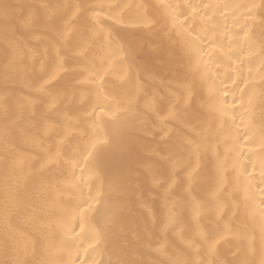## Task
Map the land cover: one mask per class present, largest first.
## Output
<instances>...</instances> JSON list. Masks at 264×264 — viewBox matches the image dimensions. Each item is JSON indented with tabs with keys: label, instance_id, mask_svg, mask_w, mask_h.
Wrapping results in <instances>:
<instances>
[{
	"label": "snow or ice",
	"instance_id": "1",
	"mask_svg": "<svg viewBox=\"0 0 264 264\" xmlns=\"http://www.w3.org/2000/svg\"><path fill=\"white\" fill-rule=\"evenodd\" d=\"M16 7L8 0H0V11L5 23V45L0 52L3 58L0 70L4 87V128L0 138L6 154H12L10 162L12 170L19 172L25 183L40 175L38 170H34L24 176L25 169L34 168L36 161L30 162V158L15 151L13 135L20 129L25 118L29 121L35 119L34 109L37 106L45 109L38 121L42 124L47 116L56 111L62 99L67 97V87L63 93L48 91L61 83L56 79L57 72L49 69L52 65H55V68H62L67 62L62 53L68 46H72L78 50L77 55L85 67L78 71V75L84 76V81L71 87L87 88L90 94L94 95L93 116L96 115L97 108L104 114L105 108H112L114 105L115 117L124 118L122 127L128 130L132 137L128 152L130 178L135 181V188L140 187L142 177L153 188L168 185L165 192L169 196L177 188L182 187L183 196L189 199L196 213L194 223L198 238L206 245L209 254L214 255L217 245L227 242L228 237L220 232L212 234L199 231V210L204 205L195 199L194 194L197 186L204 183L207 162L201 161H204L205 157L211 154L214 159L218 182H222L221 174L226 173L231 165V171L235 174L236 192L240 194L234 204L236 212L242 211L254 225L258 226L261 237L259 259L252 264H264V103L258 116L252 107L251 97L245 104L244 96L252 84L243 74L245 62L239 56H237V59H240L239 78L233 81V87L241 92L240 97L234 96V100H240L239 108L224 102L230 92L218 88L217 77L213 76V72H219L220 68H213L206 62V58L212 59L206 49L214 50L220 45L218 30L212 25L214 17L209 18L208 12L213 7L225 9L231 7L233 9L231 15L235 16L241 8H246L248 11L242 15L249 16L252 10L258 7L261 16L264 17V0L259 6L193 4L191 0L188 3L161 0L156 4L69 2L39 5L37 11H30L27 14L17 13ZM261 23L264 24V19ZM197 25L200 26L199 31ZM157 31L164 33L167 50L165 54H159L162 46L149 48V58L143 64L148 70V75L142 76L137 73L133 78L131 72L123 75L116 73L112 68L113 61L123 64L133 54L139 57L140 52L146 47L135 37L141 33L154 34ZM240 31L244 32V28L242 27ZM30 33H40L41 37L50 36L49 45L54 55L44 60L39 73L34 71L28 95L21 96L9 92V89L13 81L27 71L29 65L34 69L39 58L37 52L29 47L31 41L27 35ZM245 35L247 36V33ZM260 45L261 53L264 54V32L261 33ZM222 47L221 45V49ZM240 51L243 52L245 49L241 48ZM122 52L125 55L121 58ZM228 66L232 68L231 60ZM261 73V82L264 83V62L261 64ZM181 74L185 81L189 75L199 76L201 83L207 86L208 99L215 101L208 106L209 113L214 117L213 124L202 119L201 109L195 108V96L190 95L191 88L186 84H179ZM251 74L252 69L249 68L248 75ZM234 75L236 72L232 71L227 78L232 79ZM203 107L205 106L201 105V108ZM239 109H243V112L240 113V122L237 123L236 116L231 113H236ZM142 140L152 141L155 147L141 152L138 145ZM255 143L260 145L258 158L252 149H248L245 154V145ZM221 144L224 146L223 154L220 152ZM59 147H63V142H60ZM49 155L51 156L50 152ZM53 158L59 159L60 152L58 151ZM93 162L96 163L98 170V156L89 152L82 162L76 163L75 168L80 169L81 176L77 177L73 168L72 178L68 183L79 192V202L74 208L63 210L56 223V227L63 233L61 243L71 241L77 249H83L85 255L79 264H89V248L95 251L100 246L112 222L127 207L126 204L106 201L99 188L98 195H93L91 188L87 196L84 195L86 181L83 179V173L89 170V164ZM92 201H96L99 207H95ZM179 203L173 202L168 208V214L161 221L162 232L166 233L170 225L175 226ZM13 211L14 208L9 205L6 197V223L0 237L3 258H0V264H32L30 254H35L37 249L44 246L54 247L55 237L48 227L28 233L11 229L8 222ZM93 212L101 221L95 225L91 222L96 219V216L91 215ZM155 223L153 215L142 227L134 230V246H126L115 264H157V261H144L138 258L141 248L163 257L158 264H205L202 260L188 258V252L195 248L194 243L174 246L172 242H166L165 237L155 231ZM177 236L183 241V231ZM93 240L96 241L95 246L89 243ZM254 240L253 234L248 245V251L253 255ZM195 251L199 255V249L195 248ZM72 264H75V261ZM92 264H95V261ZM207 264L217 262L209 260ZM219 264H227V261Z\"/></svg>",
	"mask_w": 264,
	"mask_h": 264
},
{
	"label": "bare ground",
	"instance_id": "2",
	"mask_svg": "<svg viewBox=\"0 0 264 264\" xmlns=\"http://www.w3.org/2000/svg\"><path fill=\"white\" fill-rule=\"evenodd\" d=\"M8 2L17 6L15 9L17 13L27 14L30 11H37V6L43 4L69 2L156 4L161 0H8ZM165 2L188 3L189 0H165ZM191 2L193 4L259 6L262 0H191ZM232 11L231 7L227 9L213 7L208 12L209 18L214 17L212 25L218 30L220 45L214 50L206 49L212 57L211 60L206 58V62L213 68H220L219 72H213V76L217 77L216 85L218 88L230 92L224 102L236 108H239L240 100H234V96L240 97L241 92L233 87V81L239 78L240 59L245 62L243 74L252 87L245 94L244 102L247 104L248 98L251 97L252 107L258 116L260 107L264 103V83L261 82V64L264 62V54L261 53L260 45L261 33L264 32V24L261 23V20L264 17L261 16L258 7L253 9L249 16L242 15L248 11L246 8H241L235 16L231 15ZM9 26L14 27V25ZM199 27L197 25V31H199ZM242 27L244 32L240 31ZM4 29L3 14L0 11V52L3 51L5 45ZM27 38L31 41L29 47L37 52L39 58L34 69L29 65L27 71L17 77L9 89V92H15L21 96L28 95V90L34 79V71L39 73L44 60L54 55L49 45L50 36L41 37L40 33H30ZM135 39L146 45L140 52V56L133 54L123 64L115 61L112 64L116 73L123 75L131 72L133 78L137 73L142 76L148 75V70L143 67V64L149 58V48L162 46L159 49V54H165L167 50V39L161 31L154 34L141 33ZM237 40L238 42H235ZM241 48L245 51L241 52ZM77 51L72 46H68L62 53L67 61L63 67L55 68V65H52L49 69L57 72L56 79H59L61 83L48 91L63 93L67 87V97L62 99L56 111L47 116L42 124L38 121L45 109L37 106L34 109L35 119L29 121L25 118L20 129L13 135L15 151L30 158V162L36 161L34 168L25 169L24 176L26 177L29 172L34 170H38L40 175L25 183L20 173L12 170L10 166L12 154H6L2 138H0V237L3 235L6 223L5 199L7 197L9 205L14 208L10 214V222H8L11 229L20 233H28L48 227L50 233L55 237L54 247L44 246L37 249L35 254H30L29 259L32 264H47V262L72 264L73 261L75 264H79L80 259L85 255L83 249H77L71 241L61 243L63 233L56 227V223L63 210L72 209L79 202V192L71 188L68 181L72 178L76 163L82 162L89 152H93L98 156L99 166L97 170L96 163H90L89 170L83 173V179L86 181L84 195L87 196L89 188L92 189L93 195H98L97 189L99 188L106 201L113 204H126L127 207L112 222L107 230L106 238L100 243V246L95 251L89 248V264H92L93 261L95 264H110V262L115 264L126 246H134V230L142 227L145 221L153 215L156 219L154 229L165 237L166 242H172L174 246L187 243L195 244V248L199 249V255L196 254L194 248L187 254L189 259L202 260L205 264L209 260H214L217 264L222 261H227V264H245V262L252 264L257 261L261 252L260 233L258 226L254 225L242 211L236 212L234 204L240 194L236 192L235 174L231 171V165L226 173L221 174L222 182H218L215 175L214 159L211 154L205 157V160L201 161V163L207 162L204 169V183L197 186L194 194L195 199L204 205L199 210V231L212 234L220 232L228 237L227 242L217 245L214 255L209 254L206 245L198 238V231L194 223L196 213L189 199L183 196L182 187L177 188L169 196L165 192L168 185L163 188H153L142 177L140 187L135 188V181L130 178L128 152L129 141L132 137L129 131L122 127L124 118L117 119L115 117L114 105L112 108H105L104 114H101L97 108L96 115L93 116L94 95L90 94L87 88L71 87L84 81V76L78 75V71L85 65L78 57ZM229 53L235 54L229 55ZM124 55L123 52L120 53L121 58ZM237 56L240 59H237ZM2 60L3 58L0 56V65H2ZM230 60L232 61L231 69L228 66ZM137 65H141V67H137ZM249 68L252 69L251 76L248 75ZM121 69H123V73H121ZM232 71H235L236 75L232 76V79H228L227 77ZM179 84H186L191 88L190 95L195 96V108L201 109L202 119L213 124L214 117L209 113L208 106L215 101L208 99L207 86L201 83L199 76L189 75L185 81L181 74ZM73 92L75 96H73ZM3 100V75L0 70V134L4 128ZM201 105L205 107L201 108ZM241 112L243 109L231 113L236 116L237 123L240 122ZM60 142H63L62 148L59 147ZM153 147L155 145L150 140H142L138 145L141 152ZM223 148L224 146L221 144V154H223ZM248 149H252L257 154L256 158L259 157V143L245 145V154ZM58 151L60 158L54 159L53 157ZM75 174L77 177L81 176L79 168H75ZM176 201L180 203L176 209L175 226L170 225L166 233L162 232L161 221L168 214V208ZM92 203L95 207H99L96 201H92ZM91 215L96 216V213L93 212ZM91 222L95 225L101 221L99 216H96V219ZM181 231L184 233L183 241L177 236ZM253 234L255 236L254 255L248 251ZM89 243L95 246L96 241H89ZM0 258H3L2 251H0ZM138 258L144 261H157V264L159 260L163 259V257L142 248Z\"/></svg>",
	"mask_w": 264,
	"mask_h": 264
}]
</instances>
